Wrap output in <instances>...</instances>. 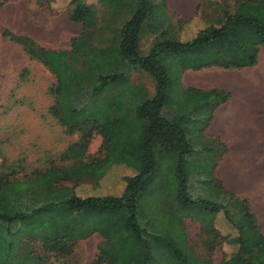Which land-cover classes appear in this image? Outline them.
I'll return each mask as SVG.
<instances>
[{"label":"trees","instance_id":"trees-1","mask_svg":"<svg viewBox=\"0 0 264 264\" xmlns=\"http://www.w3.org/2000/svg\"><path fill=\"white\" fill-rule=\"evenodd\" d=\"M52 1L43 3L48 7ZM97 2L103 10L100 22L84 0L69 1L67 18L80 29L66 50L46 49L7 29L0 33L53 77L47 113L65 135H76L54 159L30 169L23 158L5 157L7 140L0 139V264H76L78 240L117 228L123 233L113 239V250L98 245L87 264H137L138 249L140 264H148L153 246L165 263L213 264V250L221 245L230 249L221 253L219 264H264V236L246 199L222 185L214 202L190 197L200 180L195 170L186 171L198 138L192 112L205 106L213 112L229 96L193 88L172 94V66L166 64H175L177 80L187 70L253 67L264 48V0H205L193 16L174 23L165 11L156 13L151 0ZM182 23L195 24L189 36L195 35L186 42L176 36ZM142 33L151 37L145 53ZM25 74L22 69L19 78ZM135 74L149 78L151 93L132 80ZM94 135L100 144L88 155ZM112 165L132 171L119 196L76 194ZM60 209L87 214L90 227L70 235L55 226L45 230ZM188 216L201 224L203 238L196 246L184 229ZM217 221L229 233H218Z\"/></svg>","mask_w":264,"mask_h":264},{"label":"rangeland","instance_id":"rangeland-1","mask_svg":"<svg viewBox=\"0 0 264 264\" xmlns=\"http://www.w3.org/2000/svg\"><path fill=\"white\" fill-rule=\"evenodd\" d=\"M43 1L0 0V33L3 29H7L12 33L31 38L36 44L46 49L66 50L69 39L76 36L80 29L78 25L70 22L67 18V13L71 8L70 0H54L49 2L48 7ZM172 1L174 9L170 8L168 0H151L155 12L165 11L168 20L173 23L188 18L197 3H205V0ZM84 2L94 8L95 15L100 22L103 10L97 0H84ZM181 9L186 11L183 17L180 15ZM204 10L205 12L210 11V7L206 6ZM180 25H182L181 30L176 33V36L181 42H186L195 35L196 32L189 36V31L195 27V24L182 23ZM150 41L149 35L141 34L140 50L142 52H146ZM169 63L170 61H166V64L172 66L168 72L172 81L170 91L178 96V90H183L186 87L181 84V75L178 80L176 79L175 64ZM22 69L25 70L26 74L24 78H19ZM132 80L140 83L151 93V83L147 76L135 74ZM53 82V77L44 67L29 60L18 47L0 35V139L7 140L3 146L5 157L9 160L23 158L24 165L27 166L26 169L43 167L46 161L54 159L68 144L76 140V135H65L62 128L47 113L51 104L47 89ZM125 90L124 96L127 97L129 93ZM211 112L209 106L192 112L193 130L199 139L197 138L192 148L193 153L190 160L193 159L194 162L192 161L190 166H186L187 174L193 169L197 174L199 173L200 178L193 184L190 197L208 202H214L220 194L217 185L221 187V183L216 177V170L222 167L221 159L226 153H223L220 138L213 136L208 130ZM99 144V136L94 135L88 144L86 154L93 155ZM239 162L241 165H247L246 169L249 164H252L251 168L259 171L260 191L254 195L251 212L253 215L255 214L257 224L264 236V157L255 160L242 158ZM131 174L132 171L123 165H112L97 183L83 184L76 188V194L80 197L119 196L124 185V178ZM192 179L195 181L198 178L192 177ZM203 212L206 215L210 214L208 211ZM193 219L192 216H188L187 219H184L183 224L191 243L196 246L199 240L203 238V233L200 228L201 224ZM22 225L27 230L31 228L27 223ZM51 226H55L58 230L60 229L63 233L70 235L80 227L88 229L90 220L85 213H74L60 209L56 219L48 221L45 230ZM101 226H104L103 222ZM216 228L220 234L229 233V229L219 221L216 222ZM108 231V233L104 232L103 236L92 233L88 237L78 240L73 250L74 263L87 264L91 262L98 245H104L113 250V239L123 233V229L117 228ZM229 249V246L226 245L216 247L212 253V263L219 264L221 253L223 251L228 252ZM140 252L138 249L134 253L136 257L140 254L137 264H140L142 256V252ZM156 253L159 255L156 246H153L151 260L148 264H169L159 261Z\"/></svg>","mask_w":264,"mask_h":264},{"label":"crops","instance_id":"crops-1","mask_svg":"<svg viewBox=\"0 0 264 264\" xmlns=\"http://www.w3.org/2000/svg\"><path fill=\"white\" fill-rule=\"evenodd\" d=\"M168 4L174 9L172 0H168ZM197 5L188 18L193 16ZM182 9L183 17L186 11ZM181 84L200 91L218 89L228 94L226 102L213 110L208 128L226 148L216 177L225 191L246 199L251 210L254 195L260 191L259 171L251 168L252 164L246 169L247 165L238 161L264 157V48L258 49L253 67L187 70L181 75Z\"/></svg>","mask_w":264,"mask_h":264}]
</instances>
